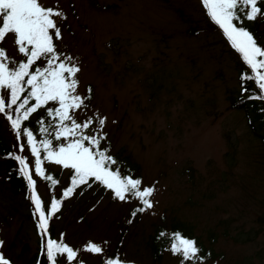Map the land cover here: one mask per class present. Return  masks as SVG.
<instances>
[{"label":"rangeland","instance_id":"rangeland-1","mask_svg":"<svg viewBox=\"0 0 264 264\" xmlns=\"http://www.w3.org/2000/svg\"><path fill=\"white\" fill-rule=\"evenodd\" d=\"M38 3L63 14L53 17L60 38L54 30L49 33L58 56L53 67L64 63L80 69L72 77L78 82L72 95L83 100L80 108L69 109L71 119L48 131L50 150L58 151L81 136H102L99 148L91 150L107 152L114 161L111 171L122 179L139 180L140 191L153 189L147 197L152 207L138 211L133 220L143 203L132 192L120 200L96 182L65 197L72 169L46 160L47 152L39 149L44 175L36 174L37 157L27 136L20 133L18 138L20 130L1 118L9 114L11 90L0 89V99L6 101L0 113V145L25 159L46 216L53 200L59 203L47 232L40 230L46 249L52 240L73 250L71 259L60 252V264H179L168 250H161L159 261L154 253L162 246L160 226L165 225L167 236L168 227L181 221L193 227L211 252L213 259L203 264H264L263 149L249 132L243 112L230 108L229 97H236L239 89L233 50L220 30L209 29L214 26L201 0ZM248 27L264 33V9ZM19 47L11 33L0 42L5 53L0 63L9 70L27 63ZM50 58L41 56L30 74L46 68ZM46 104L32 118L38 119L36 135L30 131L43 149L38 135L50 124L44 118L58 119L60 107L57 101ZM100 119L105 121L102 127ZM73 120L82 126L76 135L57 138ZM4 164L0 158V255L14 264H30L39 251V214L29 187L27 194L15 195L4 180ZM89 245L101 251H88Z\"/></svg>","mask_w":264,"mask_h":264},{"label":"snow or ice","instance_id":"snow-or-ice-1","mask_svg":"<svg viewBox=\"0 0 264 264\" xmlns=\"http://www.w3.org/2000/svg\"><path fill=\"white\" fill-rule=\"evenodd\" d=\"M202 6L206 9L207 15L210 19L219 26L223 31L224 36L230 42L233 49H235L243 58L244 62L251 68L253 76L258 87L264 93V47L258 45L253 35L245 28L237 27L233 24V21L237 19V5L243 4L250 8V11L246 13L247 20H254L258 13L261 12V7L257 6L258 0H201ZM262 6H264V0H260ZM63 14L59 11H54L51 8H44L38 0H0V42H3L6 34H14L15 43L19 45L20 53L27 56V63H20L18 69L9 70L5 63H0V89L11 90V103L8 105L16 104L19 99L20 93L23 91L21 82L25 77H28L27 84L31 86V92L29 96L35 99L36 104L33 107L28 108L23 113V119L27 120L30 113L37 110L38 107L46 104L48 101H57L60 105L56 109V115L60 118V121L71 119L69 116V109L80 108L83 104V100L78 95H72L76 91L77 81L72 79L80 71L75 66H66L64 63L56 64L53 67L54 62L58 59L55 52V46L53 43V35H50V30H54V36L59 39L61 36L60 30L57 24L54 22L53 17H62ZM27 46H30V50ZM51 54V58L48 60V66L44 69L37 68L34 73H29V68L44 55ZM4 51L0 50V58H4ZM67 73V77L65 76ZM6 101L0 99V113L5 111ZM28 104V99H25L23 103L16 109L17 112L21 108ZM51 115V112L49 113ZM11 121L13 129L20 128V119H12ZM104 120L100 119L99 124L101 127L104 125ZM82 126L73 120L71 127H64L61 131L57 132V138L60 136H75L77 130ZM84 128L88 127V124L83 125ZM23 135L27 136L28 144L31 147V153L37 157L35 163L36 174L43 176V170L41 168V161L39 159V148L36 145L32 132L27 129L24 130ZM20 132L17 131V137L19 138ZM103 139L101 136L99 139L95 136H81L79 139H75L69 142L66 146H62L58 151L50 150L49 142L44 141V149L47 152L45 156L46 160H54L58 165H62L66 169H72L75 172V176L72 179L73 186L87 183L90 178H94L108 189H111L115 196L120 199H125L126 192H132L144 205L145 208H151L152 204L149 202V197L153 189L145 188L143 191L138 190L140 186L139 180L122 179L118 172L109 170L108 161H112L110 156H106L104 151H92V148H99V141ZM84 141H87L91 147H86ZM23 151V148H21ZM98 157V158H97ZM20 164V171L24 178L28 182V187L32 191L31 199L35 205L36 212L39 214L38 227L42 232H47L48 220L51 219L58 208L59 203L53 200L51 204V210L46 216L43 210L41 201L36 195L35 181L32 176L29 175L28 165L24 158L20 156H14ZM114 163V161H112ZM47 179L52 180L49 176ZM55 181H53V184ZM73 188H68L64 192V196L71 195ZM143 210V209H141ZM177 244H173V254H182L184 259H189L190 256H195L198 249L195 242L182 239L179 236L176 237ZM88 251L99 253L101 249L94 245L88 246ZM57 252L67 253L69 259L75 256L73 250L67 246L56 244L54 241L49 240L47 244V257L49 261L55 259ZM0 264H9L3 256H0ZM108 264H118L117 261H109Z\"/></svg>","mask_w":264,"mask_h":264},{"label":"trees","instance_id":"trees-1","mask_svg":"<svg viewBox=\"0 0 264 264\" xmlns=\"http://www.w3.org/2000/svg\"><path fill=\"white\" fill-rule=\"evenodd\" d=\"M258 7H261V9H264V6L261 5L260 0H258L257 3ZM245 6L243 4L239 5V10L240 14H237V20L238 22H234L233 24L237 27H242L245 28L248 32H250L255 40L257 41L258 45H261L264 47V33L262 35L260 33H257V31L253 28L248 27V22L250 20L246 19V13L250 11V8L245 10ZM207 14V13H206ZM210 22L212 23V26L214 27H209L210 30L216 31L217 29L220 30V33L222 35V40L226 45H231L230 42L227 40V38L224 36L223 31L219 28L218 25H216L209 17ZM216 29V30H215ZM232 48V46H231ZM233 50L231 53L233 56L234 60V65L236 70L238 71L237 75V80H238V94L237 96H231L229 97V102H230V108L235 111H240L243 112L244 114V119L247 124V128L249 132L253 135L254 139L260 143L263 149V154H264V93H262L261 89L258 87L256 80L254 78L249 79L248 77H252L253 73L251 68L244 62L242 56L235 50ZM258 59H264V58H258ZM35 64V63H34ZM33 64V65H34ZM32 65V66H33ZM32 66L29 68V73L30 70L32 69ZM264 72V70H261ZM35 72V71H33ZM28 77H25L24 80L21 82V87L23 88V91L19 95V99L17 100L16 104L11 105L9 107L8 105L10 104L9 102L7 103V110L9 114L7 116L2 115L1 118H5V120L8 123H11V121L8 119V116H11L12 119H20V133L23 134L24 130L27 129L28 131H32L33 133L36 132V130L33 128V126L37 123L38 119L33 121V117H37L38 114H40V110L45 109L47 107V104L42 105L41 107H38L37 110L33 113H30L28 116L27 120H24L23 113L30 107L35 106L36 101L35 99L31 98L29 96V93L31 92V86L27 84ZM9 101H11V94L8 97ZM25 99H28V104L24 106V108H21L19 112L16 111V109L19 107L21 103ZM1 115V114H0ZM45 121H47L48 126L45 127L44 131L42 130L40 132L39 140H41V143L44 144V141L46 139V136L48 134V131L52 129L54 126L58 125L61 123L60 118L53 120L52 122L50 121V118L47 116L44 118ZM36 135V133H35ZM12 144H15L14 141H12ZM41 151H45L42 146L39 147ZM105 155L107 156V152H105ZM0 158L5 161V175H4V180L9 184L12 189L14 190V194L17 195L20 192L22 193H28V186L25 183V180L21 174L19 166L15 165L14 161V155H12L11 150L8 145H0ZM98 158V157H97ZM109 170L112 169L110 161L107 162ZM116 172V171H115ZM71 185L70 188H73V192H76L75 189H80L85 186V184H89L93 186L97 181L94 180V178H90L87 183L84 184H79L77 186H73L72 184V179L75 176L74 170L71 171ZM69 195L70 197H72ZM141 209H144V205L140 207V209H137L135 211L134 215L132 216V220L134 217H136V214L138 211ZM36 223V220L34 221ZM178 223L177 225H173L170 228L168 227V235L166 236V230H165V225L160 226V233L161 236L159 239H161V244L162 246L159 248V254H155V260L159 261L160 260V252L164 250H168L170 254H172L174 257H178L180 259L179 264H203V261H210L213 259L211 256V252H209L205 245L204 242H201L199 238H197L196 235H194L193 227H189L188 229V224H185L183 222H176ZM37 227V224H35ZM37 233H38V254L31 260L30 264H60V259L59 255L60 252H57L55 255V259L52 261H49L47 257V249L45 247V242L44 238L41 237L43 235L40 232V229L37 227L36 228ZM179 236L182 239H187L190 241L195 242V245L198 249L197 253L195 256H190L189 259H184L183 255L178 253V254H173L172 252V246L173 244H177L178 241L176 240V237ZM51 238V237H50ZM59 244V243H56ZM24 252H26V248L23 249ZM13 262V261H12ZM14 264V262H13ZM118 264H122V262H118Z\"/></svg>","mask_w":264,"mask_h":264}]
</instances>
